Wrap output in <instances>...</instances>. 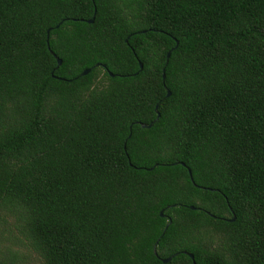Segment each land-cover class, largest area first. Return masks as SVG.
Instances as JSON below:
<instances>
[{"label": "trees", "instance_id": "16d2710c", "mask_svg": "<svg viewBox=\"0 0 264 264\" xmlns=\"http://www.w3.org/2000/svg\"><path fill=\"white\" fill-rule=\"evenodd\" d=\"M194 262L264 264V0H0V264Z\"/></svg>", "mask_w": 264, "mask_h": 264}, {"label": "water", "instance_id": "95a60500", "mask_svg": "<svg viewBox=\"0 0 264 264\" xmlns=\"http://www.w3.org/2000/svg\"><path fill=\"white\" fill-rule=\"evenodd\" d=\"M88 22H89V23H93V22H94V18L91 19V20H89ZM49 34H50V30L48 31V39H47L48 47H49V49H50V45H49ZM178 45H179V42L177 41V42H176V47H175V48H177ZM50 51H51V53L54 55V57L57 59V61H58V66H61V65H62V60H61L60 58H58L57 55H56L52 50H50ZM171 53H172V51H170V52L167 54V62L169 61V59H170V57H171ZM142 69H143V65L140 64V70H142ZM89 73H90V70H85L80 76H86V75H88ZM110 75H111V76H114V74H112V73H110ZM165 78H166V68L163 69V79H164V81H165ZM164 86H165V88H166V90H167V97L171 96V92H170V90H168V88L166 87L165 84H164ZM160 104H161V103H158L157 106H156L157 119L160 118V113H159ZM153 125H154V122H152V123H150V124H141V126H142L143 128H151ZM182 165H185V164L182 163ZM189 173H190V175H191V177H192V172L189 171ZM191 208H192L193 210L196 209L195 207H191ZM160 215L163 217V216H164V212L162 211V212L160 213ZM234 219H235V217L233 218V220H234ZM170 223H171V221H170ZM170 223H169V224H170ZM169 224H168V226H169ZM168 226H167V227H168ZM155 253H157L156 248H155ZM186 254H188V255L194 260V256H193L192 254H189V253H186ZM169 261H170V258H168V259H164V260H163L164 263H167V262H169ZM194 264H196V263L194 262Z\"/></svg>", "mask_w": 264, "mask_h": 264}, {"label": "rangeland", "instance_id": "374dc122", "mask_svg": "<svg viewBox=\"0 0 264 264\" xmlns=\"http://www.w3.org/2000/svg\"><path fill=\"white\" fill-rule=\"evenodd\" d=\"M30 257V261H34V257L32 256H29Z\"/></svg>", "mask_w": 264, "mask_h": 264}]
</instances>
